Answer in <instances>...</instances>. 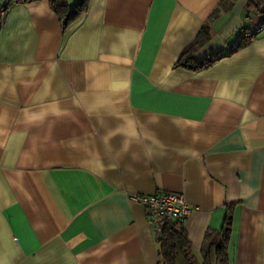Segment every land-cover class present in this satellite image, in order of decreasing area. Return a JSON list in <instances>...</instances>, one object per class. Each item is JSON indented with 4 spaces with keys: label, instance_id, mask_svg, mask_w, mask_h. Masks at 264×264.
Listing matches in <instances>:
<instances>
[{
    "label": "crops",
    "instance_id": "0c3cea01",
    "mask_svg": "<svg viewBox=\"0 0 264 264\" xmlns=\"http://www.w3.org/2000/svg\"><path fill=\"white\" fill-rule=\"evenodd\" d=\"M59 1L69 22L51 0H0V264H158L130 199L158 192L199 207L183 224L197 258L233 206L229 264H264V31L241 37L264 15ZM205 26L191 63L214 64L176 66Z\"/></svg>",
    "mask_w": 264,
    "mask_h": 264
},
{
    "label": "trees",
    "instance_id": "16d2710c",
    "mask_svg": "<svg viewBox=\"0 0 264 264\" xmlns=\"http://www.w3.org/2000/svg\"><path fill=\"white\" fill-rule=\"evenodd\" d=\"M87 0H81V6ZM56 13L69 22L72 11L62 5L59 0H51ZM249 14L264 15V0H249L247 3ZM216 11L210 21L217 18ZM209 40L208 26L202 30L195 42L183 53L176 66L196 70L207 68L216 60L194 65L192 53ZM233 206H227L225 220L220 230L209 229L204 237L200 256L197 258L193 251V245L183 225L167 222L157 237L158 264H229L228 246L232 235Z\"/></svg>",
    "mask_w": 264,
    "mask_h": 264
},
{
    "label": "built area",
    "instance_id": "2783aa9c",
    "mask_svg": "<svg viewBox=\"0 0 264 264\" xmlns=\"http://www.w3.org/2000/svg\"><path fill=\"white\" fill-rule=\"evenodd\" d=\"M41 0H1L3 3V12L14 3H28ZM264 31V23L257 26H252L242 34V38L253 37L256 34ZM237 45L233 48L235 50ZM130 199L145 207L147 215L154 224V231L160 235L163 226L167 222H174L183 225L185 221L199 210V207L190 206L183 194L158 192L152 195H132ZM84 240L83 236H79L70 242V245H75Z\"/></svg>",
    "mask_w": 264,
    "mask_h": 264
}]
</instances>
